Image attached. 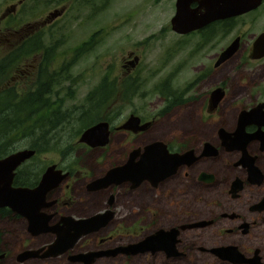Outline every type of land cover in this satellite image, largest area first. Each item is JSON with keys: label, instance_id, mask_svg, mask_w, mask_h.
Returning a JSON list of instances; mask_svg holds the SVG:
<instances>
[{"label": "flooded vegetation", "instance_id": "af4514ba", "mask_svg": "<svg viewBox=\"0 0 264 264\" xmlns=\"http://www.w3.org/2000/svg\"><path fill=\"white\" fill-rule=\"evenodd\" d=\"M174 3L175 0L173 9ZM189 7H195V2H191ZM191 33H196L194 36L197 37L206 34V44L212 43L215 36L221 39L226 37L218 53L213 55L210 73L206 70L201 72L196 82L211 78L214 70H221L231 62L238 65L243 73L240 78L248 80L251 88L235 92L230 100L223 81L227 75L224 72L220 78L222 86L212 85L208 92L192 101L201 111L195 122L174 125L160 137L151 134L157 125L144 122L134 110H131L128 121L115 123L119 108L113 104L118 92H109L108 100L100 102L105 110L101 113L104 116L90 125L91 119H88L85 122L87 127L85 125L80 133L74 135L77 138L71 144V151L74 144L80 146L84 153L96 152L91 163L99 166L97 172L84 166L79 157H67L63 165L58 166L38 165L32 162L36 158L33 155L16 168L12 187L35 188L49 167L58 172L61 180L44 192L38 209L39 214L47 217L43 227L46 231L27 230L25 218L6 207H0V223L18 227L22 231L19 235L24 238L15 251L1 240L0 235V264H134L136 259H142L146 264H153L155 260L161 261V264H194L191 260L198 259V254L201 255L200 259L212 261L208 264H236L221 260L210 251L228 246L235 247L243 259L254 257L258 264H264L260 248L244 250L240 245L241 240L246 243L257 241L260 247L258 241L263 239L264 55L258 54L264 48V0H259L254 9L239 16L211 22L187 34H173L184 36ZM233 41L236 45L234 53L214 66L218 55ZM138 64L139 57L134 51H129L121 61L120 67L125 73L120 83L136 84V90L126 94V104L135 99L139 88V82L132 76ZM203 75L204 78H201ZM111 79L114 84L115 79ZM162 84L166 85V81ZM158 94L155 97L161 104L156 110L159 117L187 100L181 97L182 93L174 95V92L164 89ZM89 95L99 94L88 92L86 96ZM86 109L87 112H99L88 107ZM77 111L70 110L71 113ZM64 117L69 115L65 114ZM81 117L82 110L77 119L72 117L69 120L73 122L67 124L79 122ZM99 122L107 126L106 143L95 147L79 143L80 134ZM153 142L162 144L167 154L184 156L189 153L190 156L178 164L173 162L169 165L166 176L137 180L139 175L133 172L134 164L138 162L144 147ZM126 163V180L103 187L92 185L108 170ZM85 207L94 208L84 212ZM198 207H207L203 217L198 216ZM213 207L216 208L215 212ZM76 208L81 209L82 213L75 214ZM97 214H103L105 218L102 226L47 252V247L54 244L57 232L64 228L63 218L80 220ZM157 231L173 235L170 246L164 247V250L158 244L152 248L155 250L143 253L121 251ZM73 232L68 233L71 235ZM25 250L38 252L34 257L18 259V255Z\"/></svg>", "mask_w": 264, "mask_h": 264}, {"label": "rangeland", "instance_id": "374dc122", "mask_svg": "<svg viewBox=\"0 0 264 264\" xmlns=\"http://www.w3.org/2000/svg\"><path fill=\"white\" fill-rule=\"evenodd\" d=\"M173 10V0H0V58L21 44L25 38L34 34L40 36V41L51 48L49 60L42 67L46 80L52 82L49 103L61 105L60 118L65 114L69 115L62 119L55 118L60 121L57 125L60 128H57V131H60L62 138L59 140L57 134L58 142H53L54 135L50 130L46 151L35 154L36 158L32 162L38 165L60 166L67 157H79L82 158L84 166L98 171L99 166L91 163L96 152L84 153L80 146L74 144L71 151V144L76 141L77 136L74 135L85 128L88 119H91L88 123L90 125L104 116L101 114L105 111L103 107L99 108L94 103L86 101L88 97L86 94L91 92L104 76L109 80H112V77L115 79L114 87L118 97L114 99L116 103L113 106L119 108L115 123L128 121L131 110H134L141 115L144 122L157 125L156 130L151 133L156 137H160L167 128L174 125L194 123L201 111L198 106L192 104V101L198 100L211 89L212 85H221L220 78L224 72L227 75L223 81L230 100L235 92L251 88L248 80L240 78L243 73L238 65L231 62L221 67V70H214L211 78L196 82L201 72L206 70L210 73L213 55L218 53L226 37L221 39L215 36L212 43L206 44L204 43L206 34L204 37L194 36L196 33L184 36L173 34L169 30V19L173 15ZM94 33L90 48L80 52L76 58L72 57L73 48ZM129 51H134L139 57V64L132 72V76L139 82V88L135 99L126 104L120 99L119 93L120 78L125 73L120 65ZM40 62L41 51L36 50L19 62L15 66L16 70L12 68L2 77L0 89L7 86L19 93L32 89L40 73L38 70ZM201 78H204V75ZM164 80L166 85L163 86ZM163 89L166 92H174V95L182 93L181 97L187 100L159 117L156 110L161 104L155 96ZM87 107L96 108L99 112L95 110L86 112L94 115L85 114L79 122L67 124L73 122L69 120L70 118L77 119L80 111ZM75 109L78 110L76 113L70 112ZM27 145L21 142L19 150ZM91 208L94 207H85L84 212ZM213 211L215 212L216 208L213 207ZM74 213L80 214L82 211L76 208ZM206 213L207 207H198L199 217ZM153 214L152 210L151 218ZM20 228L23 229L22 226ZM20 233L22 231L18 227L9 226L5 222L0 223L1 240L12 246V250L16 251L24 240ZM261 235L263 239L258 241L260 247L257 241L246 243L241 240L240 245L244 250L260 248L264 262V226L261 228ZM25 244L26 242L23 243ZM197 257L198 259L191 260L194 264L212 262L200 259L199 254ZM134 264L146 263L142 259H136ZM153 264H161V261L155 260Z\"/></svg>", "mask_w": 264, "mask_h": 264}, {"label": "water", "instance_id": "95a60500", "mask_svg": "<svg viewBox=\"0 0 264 264\" xmlns=\"http://www.w3.org/2000/svg\"><path fill=\"white\" fill-rule=\"evenodd\" d=\"M191 2H195V7H189ZM258 2L259 0H175L174 12L169 19L170 30L178 35L187 34L211 22L239 16L242 13L254 9L258 5ZM52 16L53 14L50 15L51 18ZM235 48V41H233L218 55L214 66L229 58L234 53ZM263 55L264 48L261 49L258 56ZM218 96L220 97V95ZM106 127L105 123L99 122L85 129L80 134L78 142L89 147L103 146L106 143ZM33 155L34 151L32 150L21 149L0 158V207H6L10 211L25 218L27 221V230L32 232L33 229H36L39 232L40 229L41 231H46L43 227L47 217L38 213L44 192L53 188L61 178L58 176V172L52 171V167H49L45 170L35 188L12 187L11 184L16 168ZM188 156H190L189 153L184 154V156L167 154L162 144L153 142L144 147L138 162L134 164L133 172L135 175H139L137 180L143 178H149L148 180L158 179L168 174L166 170L169 165L174 163L178 164ZM127 171V163L119 168L110 169L102 178L92 182V185L97 184L98 187H103L110 183L122 182L126 180ZM62 223L64 228L57 232L56 240L53 245L47 247V252L51 251L53 247L63 246L68 241L70 242L72 238H77L81 234L89 232L98 226H102L105 223V218L103 214L93 215L80 220L67 217L62 219ZM200 224L202 223L198 225ZM72 231H74L73 234L69 235L68 232ZM172 240L173 235L168 234V232L157 231L133 245H128L121 251L132 254L143 253L148 250H155L152 248L158 246V244L162 245L163 247L161 248L164 250V247L167 248L170 246V241L172 242ZM210 251L219 259L227 260L231 263L258 264L257 258L255 259L253 257L250 260L243 259V256L232 246L219 247L211 249ZM36 252L38 251L25 250L18 255V259L20 258L22 260L34 257ZM57 252H53V254ZM45 256H48V254Z\"/></svg>", "mask_w": 264, "mask_h": 264}, {"label": "trees", "instance_id": "16d2710c", "mask_svg": "<svg viewBox=\"0 0 264 264\" xmlns=\"http://www.w3.org/2000/svg\"><path fill=\"white\" fill-rule=\"evenodd\" d=\"M217 23H214V25ZM212 26V25H211ZM94 34H91L86 41L81 42L72 50V57L78 56L80 52L87 51L93 43ZM35 37V41H34ZM40 36L34 34L25 38L21 44L8 51V53L0 58V84L3 76H6L8 71L14 68L19 62L27 58L36 50L41 51V62L38 70L37 80L33 83V88L19 93L13 88L5 86L0 89V158L20 149L21 142L28 144L24 149L34 151V155L45 152L48 147V132L52 130L53 142H58L62 138L60 131H57V125L60 121L55 118L59 117V109L61 105H55L54 102L49 103L51 95L50 87L52 82L46 80V74L42 71V67L49 60L50 46L44 45L40 41ZM43 44V45H42ZM14 70V71H15ZM45 78V79H44ZM133 87V88H132ZM132 88V89H130ZM115 89V90H113ZM131 90V91H130ZM136 90V84L120 83V94L122 100L125 101L126 94ZM113 81L104 76L101 78L98 85L92 89L90 93H98L97 96H88L86 101L89 103H99L97 107L102 108L100 102L104 103L108 100V93L115 92ZM97 98V99H96ZM100 98V99H99ZM89 109V108H88ZM96 109V108H94ZM82 111V116H93V113ZM65 118L64 116L60 119ZM83 122H81L82 124ZM87 126V125H86ZM79 127V125H78ZM41 152V153H42Z\"/></svg>", "mask_w": 264, "mask_h": 264}]
</instances>
